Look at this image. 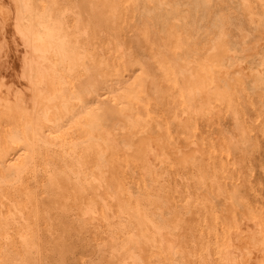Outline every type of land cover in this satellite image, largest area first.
Listing matches in <instances>:
<instances>
[{
	"label": "bare ground",
	"instance_id": "6f19581e",
	"mask_svg": "<svg viewBox=\"0 0 264 264\" xmlns=\"http://www.w3.org/2000/svg\"><path fill=\"white\" fill-rule=\"evenodd\" d=\"M264 0H0V264H264Z\"/></svg>",
	"mask_w": 264,
	"mask_h": 264
},
{
	"label": "rangeland",
	"instance_id": "374dc122",
	"mask_svg": "<svg viewBox=\"0 0 264 264\" xmlns=\"http://www.w3.org/2000/svg\"><path fill=\"white\" fill-rule=\"evenodd\" d=\"M254 187L255 189H258V190H263L262 191V196L264 197V185L263 186H259L257 182H254Z\"/></svg>",
	"mask_w": 264,
	"mask_h": 264
}]
</instances>
